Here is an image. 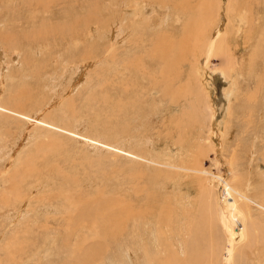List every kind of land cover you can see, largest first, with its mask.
<instances>
[{"label":"rangeland","instance_id":"1","mask_svg":"<svg viewBox=\"0 0 264 264\" xmlns=\"http://www.w3.org/2000/svg\"><path fill=\"white\" fill-rule=\"evenodd\" d=\"M43 1L50 4L0 0V264H158L169 255L191 257L201 243L203 251L213 245L219 264L225 237L218 216L227 188L242 213L246 210L249 236L235 247L234 264H264V0H206L208 12L218 4L210 11L217 13L213 20L212 13L202 12L211 19L202 20L211 30L208 38L219 30L227 33V49L207 59L192 32L188 55L173 65L170 54L160 60L147 56L145 43L136 48L135 39L146 32L141 27L132 38L129 25L147 5L151 20L158 15L163 22L159 30L178 39L194 23L186 17L187 7L193 2L197 11L199 0H179L186 15L177 16L170 5L162 9L152 0ZM91 13L96 21L81 29L75 43L62 42L55 33L48 41L31 39L43 22ZM251 29L248 44L245 31ZM9 33L17 34L14 44L2 39ZM129 37L134 47L127 44ZM91 41L97 53L85 57L86 64L76 54ZM112 53L125 58H113L125 70L114 66ZM138 58L146 64L136 67L142 77L127 66ZM166 70L170 77L162 76ZM94 91L110 94L114 106L88 98ZM18 95L23 107L9 111L7 102ZM32 153L44 154L37 159L41 171L18 179L16 172L25 169L20 161ZM249 182L246 206L236 191ZM63 188L76 196L99 193L121 214L127 208L123 233L108 232L102 219L98 232L89 222L69 228L78 210L94 205L67 206L59 196L49 197Z\"/></svg>","mask_w":264,"mask_h":264},{"label":"bare ground","instance_id":"2","mask_svg":"<svg viewBox=\"0 0 264 264\" xmlns=\"http://www.w3.org/2000/svg\"><path fill=\"white\" fill-rule=\"evenodd\" d=\"M26 1H28V3H29V1L30 0H26ZM31 1H34V0H31ZM37 2V4H39V3H47V4H50V3H48V2H45V1H43V0H36ZM105 1V0H104ZM148 2L150 1V0H147ZM152 1H155V3H154V5H156V4H158L159 5V7H161L162 9H165V8H167L168 6L167 5H170L171 6V10L173 11H175L176 12V15L175 16H177V15H184L186 12H185V9H184V7H181L178 3L180 2L179 0L178 1H176V0H152ZM184 1H186V0H184ZM193 1V0H192ZM204 1V3H203V5H202V2ZM53 2V1H52ZM148 2H147V4H148ZM178 2V3H177ZM187 2H188V0H187ZM189 2H191V1H189ZM209 2H211V3H213V1H210L209 0ZM34 3V2H33ZM36 3H34V4H36ZM94 3H95V1H94ZM93 3V4H94ZM182 3V2H181ZM193 3V2H192ZM191 3V5H193ZM196 3H197V1H196ZM201 3V4H200ZM208 2H206V0H199V3H198V9H196L197 11H193V9L194 8H196L197 7V4L195 5L194 4V6L195 7H193V6H191L190 5V7L188 6L187 7V11L189 10V12H190V14L189 15H187L186 17L187 18H189L190 19V17L193 19L192 21H194V23H192V24H190V25H188L187 27H185V25H184V31H185V33H184V31H183V36L181 37H179L178 39H176V38H174L173 39V37L172 36H170V33H168L167 31L166 32H161V30H159V29H162V28H159L160 26H162V25H160L159 26V21L160 22H162L161 20H159V16L158 15H156L155 17H154V19L153 20H151V18H150V15H149V11H150V7H148L147 5L146 6H143L142 7V10L140 11L139 10V17H138V19L136 20V22H134V24L133 25H129V26H132V28L130 29V31H131V33H130V35H131V37L132 38H136V37H133V34H136V32H137V30L139 29V28H141V27H143V29H144V31L146 32V36L144 37V36H142L141 38H139V40H137L138 38H136L135 40H136V45H135V47L136 48H140L139 46H143V44L145 43L146 45H148V46H150V48L149 47H147V50H146V52H147V56H150L151 58H161L160 60H163V58H166L167 59V56L170 54L172 57H174V58H172L171 60H172V62H174V63H171V65H173V64H176L177 63V61L178 60H181V59H183V58H185L188 54H187V52H186V54H185V51H187L186 50V44H187V42H188V40H189V37H191V34H192V32L193 33H196L197 32V34L199 35V37H193L194 38V42H195V45L197 46L198 44L200 45V47H203V48H205V50L203 49V55L205 54V57L208 59L210 56H213V55H215L216 56V54H221L222 55V53L224 52V50L225 49H227V45H229L228 44V42H227V33L225 34V32H224V34H223V32H221L220 30L219 31H216L217 33H215L216 34V36H215V38L213 39H209L208 38V36H209V30L207 29L208 27H207V24H205V23H203L202 24V20H205V19H207L210 15H202V12L203 11H206V12H203V14H205V13H207V14H211L210 13V11L212 10V6L214 5V9L215 8H217L218 6V4H216V7H215V4H212L211 5V10L208 12V10H209V7H207L206 5H208L207 4ZM210 3V4H211ZM91 4V3H90ZM92 4V5H93ZM112 4V3H111ZM186 4V3H185ZM201 6H200V5ZM205 4V5H204ZM114 5V4H113ZM124 5V4H123ZM187 5H189V3L187 4ZM42 6V5H41ZM49 6V5H48ZM87 6V5H86ZM88 6H90V5H88ZM185 6V5H184ZM201 8H200V7ZM202 6H204V7H207L208 9H203V7ZM233 6H234V4H233ZM251 6V5H250ZM94 7V6H93ZM92 7V8H93ZM132 7H133V5H132ZM141 7V6H140ZM192 7V8H191ZM235 7V8H234ZM233 8L234 9H236V7L237 6H234ZM240 7V6H239ZM42 8H44V6H42ZM97 8V7H96ZM119 8V7H118ZM168 8H170V7H168ZM200 8V9H199ZM232 8V9H233ZM238 8V7H237ZM89 9V8H88ZM135 9V8H134ZM137 10H138V7L136 8ZM203 9V10H202ZM213 9V10H214ZM231 9V10H232ZM90 10V9H89ZM92 10V9H91ZM112 10V9H111ZM195 10V9H194ZM212 10V11H213ZM217 10L218 9H216V11L215 12H217ZM95 11V10H94ZM118 11V10H117ZM133 11V10H132ZM88 12V11H87ZM110 12V11H109ZM125 12H127V11H125ZM214 12V13H215ZM86 13V12H85ZM110 13H112V11L110 12ZM146 13H148V14H146ZM201 15H200V14ZM228 13V12H227ZM226 13V14H227ZM92 14V13H91ZM86 14V15H84L83 16V18H84V21H82L81 22V19H83V18H81V17H78V16H76L75 17V19L74 20H72L71 21V19H70V21H65V22H62V23H54L53 25H49L48 23H42L40 26H38V28H37V31H35L36 33L34 34V32H33V34L31 35V39H37V40H41V39H43V40H45V41H48L47 39L48 38H50V36H51V38L53 37V33H55V35L56 36H59V40L60 41H72V42H74L75 43V41L76 40H78L79 41V32L80 31H82L83 30V28H85L88 24L90 25V23H92L93 21H96V19H95V17H94V15L92 14ZM126 14V13H125ZM213 14V13H212ZM217 14V13H216ZM215 14V15H216ZM235 14V13H234ZM108 15H111V14H108ZM186 15V14H185ZM198 15H200V16H198ZM214 14L212 15V16H210L211 17V19L213 20L214 18H212L213 16H215ZM237 15V12H236V14H235V16ZM114 16V15H113ZM136 16H138V15H136ZM135 16V17H136ZM201 16H203V18L201 19ZM238 16V15H237ZM242 16V15H241ZM184 17V16H183ZM207 17V18H206ZM210 17H209V20H211L210 19ZM248 17H249V15H248ZM108 18V17H107ZM179 18V17H178ZM238 18V17H237ZM103 19V18H102ZM104 20V19H103ZM109 20V19H108ZM209 20H205V21H203V22H210ZM234 19H232V21H233ZM243 20V19H242ZM242 20H240V21H242ZM191 21V22H192ZM235 21H237V20H235ZM239 21V22H240ZM248 21V20H247ZM79 22V23H78ZM99 22V21H98ZM97 22V23H98ZM112 22H114V21H112ZM131 22V21H130ZM185 22V21H184ZM190 22V23H191ZM234 22V21H233ZM244 22V21H243ZM82 23V24H81ZM96 23V22H95ZM96 23V24H97ZM163 23V22H162ZM189 23V22H188ZM212 23V22H211ZM253 23V22H252ZM249 24V23H248ZM95 25V24H94ZM108 25V24H107ZM106 25V26H107ZM193 25H194V30H192L193 29ZM203 25H205L204 27H202ZM213 25V24H212ZM241 25H242V22H241ZM96 26V25H95ZM99 26V25H98ZM110 26V25H109ZM209 26V25H208ZM101 27V26H100ZM183 27V26H182ZM236 27V26H235ZM239 27V26H238ZM254 27V26H253ZM110 28V27H109ZM82 29V30H81ZM102 29V28H101ZM219 29V28H218ZM92 30V29H91ZM150 30V31H149ZM158 30V31H157ZM182 30V29H181ZM90 31V30H89ZM105 31V30H104ZM160 31V32H159ZM163 31V30H162ZM164 31H165V29H164ZM211 31V30H210ZM253 31H255V30H253V29H251V30H247V31H245V33L247 32L248 34L250 33V36H248V34L247 35H245V37L246 36H248L247 37V42H248V40H249V43L248 44H251L250 43V38H251V36H253V35H251L252 34V32ZM83 32V31H82ZM85 32V31H84ZM102 32V34H103V31H101ZM214 32V31H213ZM95 33H97L96 31H95ZM169 35H168V34ZM173 33V32H172ZM172 33H171V35H172ZM2 34V33H1ZM99 34H101L100 32H99ZM99 34H97L98 36L96 37V38H98V40L102 37H100V35ZM106 34V33H105ZM104 34V35H105ZM111 34V33H110ZM176 36L178 35V34H176V33H174ZM214 34V35H215ZM235 34V33H234ZM244 34V33H243ZM253 34H255V33H253ZM258 34V33H257ZM81 35V34H80ZM82 35H83V33H82ZM130 35H128V36H130ZM190 35V36H189ZM15 36H17V34L15 35L14 33H9L8 34V37H6V36H4V37H2V39H4L8 44H10L9 42H11V44H14L15 42H14V39H15ZM84 36V35H83ZM82 36V37H83ZM94 36V35H93ZM110 36V35H109ZM212 36V35H211ZM223 36V37H222ZM94 38V37H93ZM95 38V39H96ZM10 39V41H7V40H9ZM83 39V38H82ZM192 39V38H191ZM236 40V39H235ZM245 40V39H244ZM34 41V40H33ZM94 41V40H93ZM96 41V40H95ZM132 41V39L129 37V38H127V44L131 47V46H133L134 47V45H133V42H134V40L132 41V43L130 44V42ZM92 42V41H91ZM90 42V43H91ZM193 42V41H192ZM246 42V41H245ZM81 43V42H80ZM95 42H92L91 43V45L87 48V49H85L82 53H81V51H79V54H76L77 56H78V60H81V61H84V63H86L87 64V61H89V58H85V57H87V56H95V54L97 53H95L94 54V52H95V46L93 47V45H95L94 44ZM189 43H190V41H189ZM197 43V44H196ZM109 44V43H108ZM191 44V43H190ZM76 45V44H75ZM74 45V47L76 48V46ZM244 45V44H243ZM78 46V45H77ZM88 46V45H87ZM12 47V46H11ZM101 47V46H100ZM113 47V46H112ZM83 48V47H82ZM98 48V47H97ZM109 48V46H106V47H102V49H104V50H106V49H108ZM99 49V48H98ZM101 49V50H102ZM131 49V48H130ZM100 50V51H101ZM190 51V50H189ZM204 51H205V53H204ZM254 53H252L253 55H255V56H257V54L258 53H256V48L254 49ZM197 52V51H196ZM126 53V52H125ZM194 53V52H193ZM99 54V53H98ZM104 54V53H103ZM143 54H145V53H143ZM198 54V53H197ZM199 54H200V51H199ZM199 54H198V56H199ZM260 54V53H259ZM263 54V53H262ZM192 55V54H191ZM110 56H111V61H113L112 63L114 64V66H117V65H121L120 67L121 68H123L124 70L126 69V65L125 66H123V64H119V62L121 61V59L120 58H122V59H125V58H123V57H121L120 56V58H118V57H116L115 56V54L114 53H112V54H110ZM118 58L120 61H118L117 63H116V60L115 59H113V58ZM191 57V56H190ZM69 58V57H68ZM71 59H72V56L70 57ZM77 58V57H76ZM137 58V57H136ZM150 58V59H151ZM71 59H69V60H71ZM74 59H75V57H74ZM95 59V58H94ZM141 58H138V59H136L135 60V62L133 63V62H131L130 61V64H132L133 66H130V65H127V66H129L128 67V69H132V70H134V71H136L137 73L139 72L140 73V77H142V76H144V73H143V71H142V69L141 70H139V71H137L136 69L137 68H143V69H145V65H144V63H143V60L141 59ZM149 59V58H148ZM64 60V59H63ZM67 60V59H66ZM66 60H64V61H66ZM73 61V60H72ZM123 61V60H122ZM121 61V62H122ZM142 61V62H141ZM166 61V60H165ZM234 61V60H233ZM233 61H232V63H233ZM68 62V61H67ZM164 62V61H163ZM167 62H169V60L167 61ZM230 63V62H229ZM89 64V63H88ZM165 64V63H164ZM164 64H162V66L164 65ZM235 63H233V65H234ZM70 65V64H69ZM68 65V66H69ZM83 65V64H82ZM93 65V64H92ZM91 65V66H92ZM239 65V64H238ZM253 65V64H252ZM251 65V66H252ZM113 66V65H112ZM137 67V68H136ZM154 67V66H153ZM166 67V66H165ZM170 67V66H169ZM230 67V66H229ZM88 68V67H87ZM173 68H175L174 66H173ZM82 69V68H81ZM113 69V68H112ZM165 69V68H164ZM252 69H254L253 67H252ZM148 70H150V69H148ZM161 70V69H160ZM159 70V71H160ZM83 71H85V70H83ZM151 71V70H150ZM86 72V71H85ZM158 72V71H157ZM161 72H163V71H161ZM80 73V72H79ZM82 74V73H81ZM172 75V72H171V70H166V72H164L163 74H162V76H164V77H170ZM175 76V75H174ZM75 77V76H74ZM113 77H115V76H112V79H113ZM118 77V76H117ZM260 77L261 78H264V68L262 69V71L260 72ZM68 78V77H67ZM96 78V77H95ZM97 78H99V77H97ZM81 79V78H80ZM167 79V78H166ZM65 80H66V78H65ZM74 80V79H73ZM82 80V79H81ZM106 82V81H105ZM127 82H129V79L127 78ZM127 84H129V83H127ZM77 86V85H76ZM111 87V86H110ZM125 87V86H124ZM127 87V86H126ZM104 87H102V89H103ZM127 89V88H126ZM232 89V88H231ZM104 90V89H103ZM108 90V89H107ZM125 91V90H124ZM230 91V90H229ZM91 92H93V91H91ZM90 92V94H92L91 96L89 95H87L88 96V98H90V97H92V98H97V100L99 99L101 102H103V103H105V104H109L108 103V101L109 100H111L112 101V103H110L109 105L110 106H114V99H113V97L112 96H110V94H103V95H101V92L99 91V92H96V91H94L95 93H91ZM104 92V91H103ZM123 92V91H122ZM228 93V92H227ZM98 95V96H97ZM121 95V94H120ZM21 96L20 95H18V97H12L11 98V101L10 102H7V104H8V106L10 107V108H13V109H11V110H9V109H7V110H9V111H12V112H15L18 108L19 109H21L22 107H23V103L21 102V99H19ZM91 98V99H92ZM118 98V97H117ZM96 100V101H97ZM73 101H74V99L73 98H71V100H69L68 102H69V104H70V107L73 105ZM88 101V100H87ZM118 101V100H117ZM14 104V106L13 107H11V105H13ZM122 106L121 105H119L118 107H117V109L120 111V108H121ZM113 108V107H112ZM6 109V108H5ZM74 109V108H73ZM110 110H111V108H110ZM111 111H114V108H113V110H111ZM16 113V112H15ZM113 113V112H112ZM192 116L191 117H195V113H194V108H193V110H192ZM209 114V113H208ZM224 117H226V116H224ZM50 127V126H49ZM56 128V127H55ZM24 137V136H23ZM52 142V141H51ZM46 144V146L48 147L49 146V143H45ZM89 144V143H88ZM42 145H44V143L42 144ZM50 145H52L53 146V144L51 143ZM39 147V146H38ZM37 147V148H38ZM41 147V146H40ZM44 147H45V145L43 146V149H44ZM40 149H42V148H40ZM42 149V150H43ZM35 150V149H34ZM39 150V149H38ZM37 150V151H38ZM48 150V149H47ZM47 150H45V151H47ZM42 152H44V151H42ZM39 155V154H38ZM36 156V155H34L33 153L28 157V156H26L27 158L24 160H22V161H20V162H23V165L25 166V169H23V168H21L20 170H18L16 173H18V179H22V178H20L21 176H23L24 177V175L25 174H28V175H31L33 172H35L36 170L37 171H39L40 170V167H38V163H37V159L38 158H40V159H43V155H39V156ZM39 162V161H38ZM106 163V162H105ZM40 164V163H39ZM98 164H99V162H98ZM97 165V164H96ZM107 165V164H106ZM44 166V165H43ZM99 166V165H98ZM102 167V166H101ZM90 169V168H89ZM104 169V168H103ZM106 169V168H105ZM86 170V169H85ZM100 169H98V171H99ZM41 171V170H40ZM89 171V170H88ZM91 171V170H90ZM93 171V170H92ZM94 171H96V170H94ZM15 173V174H16ZM35 173H37V172H35ZM15 174H14V176H15ZM82 174H84V173H82ZM102 174V173H101ZM21 175V176H20ZM32 176V175H31ZM87 177V176H86ZM101 177V176H100ZM71 182V181H70ZM65 184V183H64ZM196 184V183H195ZM251 183L249 182V183H247V184H245L244 185V188H242V189H239V191H238V189H237V191L236 190H234V191H236L237 193H238V195H241L242 197H243V199L246 201V203L244 204V205H248V201H249V197L246 195V193H247V191H248V186L250 185ZM179 185V184H178ZM189 185V184H188ZM197 185V184H196ZM17 186V185H16ZM16 188V187H15ZM18 188V187H17ZM174 188V187H173ZM176 188V187H175ZM191 188V187H190ZM11 189V188H10ZM14 189V188H13ZM189 189V188H188ZM177 190V189H176ZM230 192H232V189H230V188H227L224 192H223V194H222V200H221V213H220V215L218 216V217H220V221H221V225H222V229H223V233H224V237H225V244H224V247H222V251H220V255H221V259H220V263L219 264H234V249H235V247L238 245V244H240L242 241H244V239H246V238H248L249 236H248V232H247V230H246V221H245V216H244V212L246 211H244L243 213H242V211H241V209L238 207V205H237V203H236V201L232 198V196L230 195ZM15 193V192H14ZM186 193V192H185ZM6 196H7V194H6ZM55 196H59V199H62L63 201H66L67 202V206L69 205V206H71V205H73V204H77L78 206H80V205H84V207H86V206H88V205H90V204H92V205H94V206H92L91 208H89V209H81V210H78L79 212L77 213V218H75V219H73V218H71V220H69V222H73L74 223V225L75 226H68L69 228H72V229H75V228H77V227H80L81 226V223L82 222H89L90 224H91V227H92V229H93V232H98V226H99V219H102L103 220V223L105 222V225H107L108 226V229H109V231L108 232H111V230L113 231V232H116V231H118L120 228H121V226H122V224H123V221H124V219L127 217V215L129 214V211H128V209L126 208H124L123 210H122V214H121V212H118V210L117 209H114V210H112V207H109L110 205V198H108V199H102V195H99V193H95V194H92V195H88V194H86V193H84L83 195H81V196H76L75 195V192L74 193H72V190H71V188H63L62 190H60V191H56V193H54V195H52V194H49V197H54V198H56ZM63 196V197H62ZM82 196H84V197H82ZM10 197V196H9ZM7 198V197H6ZM241 198V197H240ZM219 199V198H218ZM2 201H4V200H2ZM242 201V200H241ZM123 202V201H122ZM65 203V202H64ZM80 204V205H79ZM116 206H117V204H115ZM247 208V207H246ZM121 209V208H120ZM249 212V211H248ZM218 214V213H217ZM246 214V213H245ZM69 216H71V214L69 215ZM72 217V216H71ZM249 218V217H248ZM129 219V218H128ZM205 219V218H204ZM219 219V218H218ZM127 220V219H126ZM128 221V220H127ZM161 222V220H158V222ZM163 221V220H162ZM125 222V221H124ZM102 223V224H103ZM164 223V222H163ZM204 224V223H203ZM165 225V224H164ZM203 226V225H202ZM123 230L125 231V229L123 228ZM120 231H121V229H120ZM122 233H123V231H121ZM202 232V231H201ZM109 234V233H108ZM120 234V233H119ZM116 236V235H115ZM256 238V237H255ZM110 240V239H109ZM80 242V241H79ZM209 242V239H205V243L207 244ZM210 242H212V241H210ZM205 244V245H206ZM209 244V243H208ZM207 244V245H208ZM45 245H47V244H45ZM204 245V244H203ZM202 245V243H201V245H199L198 244V246H201L200 247V249L199 250H197V249H195V251H193L194 253L192 254V256L191 257H182V258H180V257H177V256H175V255H169V256H167V257H164V260L163 259H161V258H159L160 260L157 262L158 264H218V262H217V259L215 258L217 255H215L216 253H214V248H211L213 245H211V247L208 245V248H205V253H204V251H203V249H204V246ZM79 247H80V245H79ZM104 248V247H103ZM179 248V247H178ZM199 248V247H198ZM100 249H102L101 247H100ZM100 249H98V251L100 250ZM80 250V249H79ZM75 250H73V252H74ZM11 252V251H10ZM94 252H95V250H94ZM94 252H91V253H94ZM96 252H97V248H96ZM96 252L94 253V254H92V255H90L89 256V260L92 258V256H94L95 254H96ZM155 252H156V250H155ZM13 252H11V254H12ZM35 253V252H34ZM10 254V253H9ZM77 254V256L79 255L80 256V254H79V252L78 253H76ZM174 254V253H173ZM190 254V253H189ZM84 255V254H83ZM188 255V254H187ZM186 255V256H187ZM78 256V257H79ZM189 256V255H188ZM11 257V255H9V258ZM78 257H76V258H78ZM13 257H11V259H12ZM80 259L82 258V257H79ZM10 259V260H11ZM74 259V258H73ZM80 259H79V261H80ZM154 259V258H153ZM77 260V259H76ZM151 260V259H150ZM74 261V260H73ZM72 261V262H73ZM155 261V260H154ZM16 262V261H15ZM78 263H81V261L80 262H78ZM155 263V262H154ZM17 264V263H16ZM76 264V263H75ZM83 264H84V262H83ZM88 264V263H87ZM149 264V263H148ZM156 264V263H155Z\"/></svg>","mask_w":264,"mask_h":264}]
</instances>
